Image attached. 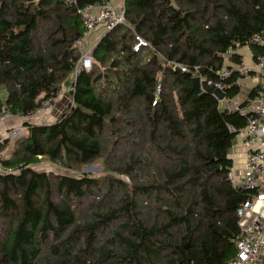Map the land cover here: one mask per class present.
Segmentation results:
<instances>
[{"label": "trees", "instance_id": "obj_1", "mask_svg": "<svg viewBox=\"0 0 264 264\" xmlns=\"http://www.w3.org/2000/svg\"><path fill=\"white\" fill-rule=\"evenodd\" d=\"M122 5L124 25L75 75L84 34L75 7L0 0V112L26 115L66 93L56 119L23 120V136L0 144V169L17 168L0 174V264H222L235 253L250 193L229 180L228 126L246 120L221 109L214 88L195 93L193 74L171 63L216 80L225 53L264 30V0ZM136 37L147 43L137 52ZM223 86L239 95L233 77ZM42 161L61 172L38 170ZM96 162L102 176L80 173Z\"/></svg>", "mask_w": 264, "mask_h": 264}, {"label": "built area", "instance_id": "obj_2", "mask_svg": "<svg viewBox=\"0 0 264 264\" xmlns=\"http://www.w3.org/2000/svg\"><path fill=\"white\" fill-rule=\"evenodd\" d=\"M64 1L67 5L75 7L84 31L83 36L73 43V48H76L79 52V59L75 67L76 75L80 71H89L92 66L91 50L95 44L87 48L86 43L88 42L89 34L97 29H102L106 33L119 25H124V15L123 10L115 11V8L110 4V0H104L82 8L77 7L76 0ZM136 40L137 43L133 47L135 52L141 46H147V43L142 38L136 37ZM247 45L260 49V52L255 57L254 67L249 68L243 64H239L236 69L223 67L215 72L216 80L203 77L198 67L189 70L184 65L171 63L173 68H178L182 72L192 73L194 78L198 77L201 90L206 86L225 92L223 82L231 77L234 78L236 87L240 89L242 81L248 79L252 73L260 77L262 81L252 96L244 99H240L238 96L229 98L225 96L223 100H219L221 109L237 112L246 120L245 127L242 130L237 131L232 126H228L229 132L237 135L234 145L238 143L237 137L244 134L243 140L248 146H251L246 153V172L241 176H236L232 168L229 171L231 186L235 189L248 191L250 198L237 209L240 234L234 243L235 253L222 264H260L264 249V30L252 35ZM240 50L241 47L237 44L225 53V58L228 59L232 54H238ZM59 96H61V91H59L57 98ZM53 100L49 99L41 102L37 110L15 118L31 121L49 107ZM13 117L7 111L0 112V126L4 121ZM15 130L6 134L0 132V144L5 139L16 137L17 132ZM23 131L22 127L18 133L23 134ZM234 145L230 152H232ZM15 172H17V168L0 169V174ZM120 177L124 181L129 182L128 177Z\"/></svg>", "mask_w": 264, "mask_h": 264}, {"label": "crops", "instance_id": "obj_3", "mask_svg": "<svg viewBox=\"0 0 264 264\" xmlns=\"http://www.w3.org/2000/svg\"><path fill=\"white\" fill-rule=\"evenodd\" d=\"M110 4L115 8L116 12L122 10V0H110ZM103 34L104 31L102 29H97L96 31L89 34L88 40L89 42L91 41L93 44H96L98 40H100V38L103 36ZM258 52L259 51L257 48L251 46L243 47L238 53L237 61L236 59H225L224 67L236 69L239 64H243L249 68H253L255 57ZM261 83L262 81L260 77H258L255 73H252V75L248 79L242 81L238 97L240 99H244L246 97L252 96L254 91L261 85ZM63 98H65V95L63 96ZM60 104H62V101L58 102L56 105L58 106ZM9 122H11L12 125L9 126V129L7 130H10L12 128L16 129L17 126H20V128L23 127V120H20L18 118H12V120H9ZM3 131H5V129ZM250 147L251 146H248L247 144L243 146L238 144L236 149L234 148L230 154V157L232 159V170L236 176H241L246 172V153L248 149H250ZM4 158H7V156H5ZM260 264H264V249L262 251Z\"/></svg>", "mask_w": 264, "mask_h": 264}, {"label": "rangeland", "instance_id": "obj_4", "mask_svg": "<svg viewBox=\"0 0 264 264\" xmlns=\"http://www.w3.org/2000/svg\"><path fill=\"white\" fill-rule=\"evenodd\" d=\"M87 41H88L86 43L87 48H90L94 45L91 41L90 42H89V40H87ZM64 95L66 97L65 89L61 87V96H59L57 99L53 100L51 105L49 107H47L40 115L35 116L31 122L42 124V123L52 122L54 119H56L60 115V112L64 108V105L62 106V104H60L57 106L56 104L58 102L62 101ZM3 130H4V127L1 129V133L6 134L7 132L12 131L14 129H10V130L5 129V131H3ZM19 131H20V126H17V128L15 130V132H17V136H23V134L18 133ZM243 137H244V134L237 137L238 143L234 145L235 149L238 146V144L242 145V146L246 145V142H245V140H243ZM15 138L16 137H13V138H10L9 140L12 141ZM2 155L4 156V153L1 154V156ZM5 156H7V154ZM36 168H38V170L45 171L46 173L61 172L60 168H58L56 165H54L50 162H45V161H42L40 164H38L36 166ZM80 173L90 174L92 176H99V175L102 176L103 175V174H101V170H100V162H96L95 164H93L91 166L82 168ZM114 175L116 176V178L121 179V177H119L118 174H114ZM121 180H123V179H121ZM124 182H126V181H124ZM126 183H129V182H126Z\"/></svg>", "mask_w": 264, "mask_h": 264}, {"label": "water", "instance_id": "obj_5", "mask_svg": "<svg viewBox=\"0 0 264 264\" xmlns=\"http://www.w3.org/2000/svg\"><path fill=\"white\" fill-rule=\"evenodd\" d=\"M193 90L195 91V93H197L198 95H202V90L200 87V81L198 77L193 78ZM214 95L218 100H223L225 98V93L221 90L216 89L214 91Z\"/></svg>", "mask_w": 264, "mask_h": 264}]
</instances>
